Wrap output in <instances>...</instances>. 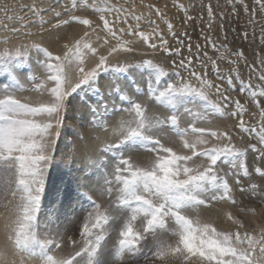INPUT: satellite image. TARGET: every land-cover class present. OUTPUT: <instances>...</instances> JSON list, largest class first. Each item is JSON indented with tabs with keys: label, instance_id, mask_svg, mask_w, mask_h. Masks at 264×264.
<instances>
[{
	"label": "snow or ice",
	"instance_id": "6c2138e0",
	"mask_svg": "<svg viewBox=\"0 0 264 264\" xmlns=\"http://www.w3.org/2000/svg\"><path fill=\"white\" fill-rule=\"evenodd\" d=\"M128 3L131 8L124 6ZM256 3L264 11V0ZM42 4L33 0L19 5L31 12V20L10 15L8 7L0 9L6 20L18 24L10 29L13 34L31 37L32 26H37L42 38L47 35L58 44L62 35L64 39L62 52L32 39L0 50V197L7 200L4 228L20 264L25 257L38 258L40 264H123L126 255L151 259L153 264L175 257L185 264H264V228L258 236L242 232L243 220L225 212L235 227L218 229L200 215L213 203L237 204V191L241 197L264 201V186L253 181V176L264 181V87L241 78L238 64L243 52L229 53L227 44H221L224 52L219 53L216 43L206 38L218 59L232 65L228 69H222L207 51L201 59L199 44L195 58L189 45L190 55L173 60L170 67L144 58L147 53L136 60L121 59L122 54H137V41L125 36L138 37L153 53L181 56V48L171 47L150 18L154 11L168 33L176 35L173 24L154 4L141 0L147 14H136L135 0L124 4L65 0L60 10L53 5L61 0H42ZM89 10L99 23L76 14ZM46 12H51L54 23L42 15ZM208 14L212 15L210 6ZM142 23L155 27L143 31ZM70 27H82V34L69 38L61 33ZM0 29H8V24L0 23ZM3 42L8 44L7 36ZM103 46L106 50L101 54ZM260 65L258 78L264 82V61ZM102 74L108 77L103 84ZM237 84L239 93L248 97L245 103L232 96ZM25 91L36 93L37 100L15 95ZM74 100L78 108L73 107ZM248 104L256 109L252 117L259 116L256 123L245 119ZM74 111L81 115L78 135L72 151L59 161L71 178L70 187L58 190L42 225L47 177L57 164L66 121L72 118L75 123ZM117 112L127 118L114 120ZM69 213L82 217L79 241L61 230ZM65 243L74 251L55 254ZM0 264H8L4 251Z\"/></svg>",
	"mask_w": 264,
	"mask_h": 264
},
{
	"label": "rangeland",
	"instance_id": "374dc122",
	"mask_svg": "<svg viewBox=\"0 0 264 264\" xmlns=\"http://www.w3.org/2000/svg\"><path fill=\"white\" fill-rule=\"evenodd\" d=\"M32 2L33 0H0V9L8 7L11 9V12L9 13L10 15L24 16L26 19L31 20V12L28 9H21L19 5H30ZM143 2L144 4H154L163 13L164 19H167L173 24V32L176 33L175 36H172L168 33L167 25L163 23L161 18L158 17L154 11H152L150 14V18L155 20L156 24L160 26V30L165 33V38L169 41V45L173 48H181V56H168L159 50L153 53L150 48L139 41L138 37L125 36V39L137 41V54H122L120 56L121 59H128L130 61L136 60L141 58V54L147 53V56L144 58H154L157 61L164 63L166 67H170L173 60L178 62L182 57H187L190 55L188 51L189 45L192 48L191 55L193 58H195L197 54L196 45L199 44L201 45V59H204L203 52L207 51L209 56H211L213 59H217V62L222 69H228L231 68L232 65H229L226 61H220L218 59L219 53L224 52V49L221 48L220 45L227 44L229 53L241 51L244 54V59L238 64L241 78L246 82L249 80V78H251V82L254 87L256 85L264 87V82H261L258 78L261 70L260 61H264V11L261 10V5L256 3V0H231V2H229V0H143ZM35 3L38 6H44L42 4V0H35ZM45 3H52V0H45ZM64 3L65 0H61L60 5L53 6L56 10H60ZM112 3L124 4V0H112ZM135 3L137 6L136 14H147L149 12L147 8L141 5V0H135ZM179 5H183V8L179 7ZM124 6L131 8V3L124 4ZM209 6L212 10L211 16L208 14ZM246 8L247 11L245 10ZM253 9L255 10V16L253 15ZM76 14L88 15L90 18L96 20V22L99 23L98 16L95 13H92L90 10L87 12L78 11ZM42 15H44V17L49 19L52 23L55 22V20L52 19L51 12H46ZM189 17H191V19H189ZM109 19H112V17H109ZM0 23L8 24V29H0V50L8 47L5 44L3 45L5 36L8 37V42L11 40H18L20 42L25 39H31V37L34 35L40 36V38L36 41L42 40L37 26H32L31 30L33 35L31 37H25L22 32L18 34L11 33L10 29L12 27H17L18 24L14 20H6L3 14H0ZM129 23L135 25L136 21L129 19ZM45 27H48V25H45ZM117 27H126V25L119 24ZM152 27H155V25L142 23L141 30L151 31ZM82 31V27L61 29L62 34L69 33V38H77L80 34H82ZM73 33H78V35H72ZM225 36H227V40L224 39ZM44 37L46 38L42 42L49 46L51 50L54 52L63 51V49L60 47V44L64 42L63 35L59 44L51 42L47 35ZM206 38H210L216 43L217 48H219V53L212 48L211 44L207 42ZM92 39L95 41V36H93ZM181 40L184 42L183 45L178 43V41ZM113 43H115V41H113ZM105 50L106 46L101 47V54H103ZM232 58L235 59L234 56ZM111 59L115 60L116 57ZM88 66H92L91 61L89 62ZM253 69H255V72H253ZM36 71L39 72L40 70L36 69ZM182 74L187 75L186 72ZM209 78L212 79L214 77L210 74ZM107 79L108 77L102 74L101 84H103ZM15 95L22 100L29 98L31 101H36L38 98L36 93L27 91L17 92ZM232 96L234 99H240L242 103H245L248 100V97L245 93H239V84H237L236 91L232 92ZM44 99H46V97H44ZM213 99H215V97H213ZM123 106L126 107L127 105ZM246 106L249 107V113L246 114L245 119L250 120L251 123H256V121L259 119V116L257 115L255 118H253L251 115L256 111L255 107L250 104ZM73 107H79L77 100L73 101ZM117 113H120L119 116H116L117 119L122 115L126 117L125 113ZM71 115L74 117L75 123L73 122L72 118L66 121V127L62 129V134L58 141L59 150L56 153L57 164L55 167L50 168L47 177L46 195L44 196L42 206V225L44 224L45 218L47 217L52 205L56 202L58 190L64 191L70 187L71 178L67 174V169L59 161L62 155L72 151V141L74 137L78 135L77 125L80 123L81 115L78 111H74ZM228 123L231 124L233 121L229 120ZM164 142L168 143L167 140ZM247 142L248 138L246 137L244 143ZM148 158L150 159L151 157L149 156ZM249 164H251V158L249 159ZM10 179L14 180V173ZM253 181L264 186V181L257 179L255 176H253ZM247 183L248 181H245V184ZM236 199L238 200V203L235 205H232L227 201L213 203L211 208H202L200 215L203 219L214 222L218 229L232 230L235 226L232 225L230 221H227L226 217L224 216L225 212H231L233 216L243 220L245 228L241 229L242 232L248 231L258 236L259 230L264 228V201H258L255 198L248 199L246 197H241L238 191L236 193ZM65 202L67 203V198ZM6 203L7 200L3 197H0V218H2L4 215H9V212L5 207ZM12 203H15V201ZM9 207H11V205H9ZM241 208H244L245 210L241 211ZM250 208H254L255 211H249L248 209ZM258 212H261V215H259ZM81 220L82 217L76 218L71 213H69V221L61 224V230L63 231L66 229V236H73L77 241H79L80 237L78 230ZM45 231L46 229L43 227L40 229L42 238ZM163 239L168 240L173 238L170 236H164ZM114 240L115 237L113 236L112 240L109 241V247L114 242ZM0 251L7 253L8 264H20L21 257L15 254L13 246L8 239V233L5 229L0 233ZM72 251H74L73 247L67 243L63 244L61 249L54 250L55 254L57 255H67ZM24 264H40V260L38 258L29 259L25 257ZM123 264H153V261L151 259L145 260L143 258L129 259L126 255L124 257ZM155 264H185V262L181 257H175L169 258V260L166 262L156 261Z\"/></svg>",
	"mask_w": 264,
	"mask_h": 264
},
{
	"label": "bare ground",
	"instance_id": "6f19581e",
	"mask_svg": "<svg viewBox=\"0 0 264 264\" xmlns=\"http://www.w3.org/2000/svg\"><path fill=\"white\" fill-rule=\"evenodd\" d=\"M6 31V30H5ZM66 31V30H65ZM68 31V30H67ZM74 32V31H73ZM69 34V33H68ZM74 34H76V36L78 35V33H73L72 35H74ZM71 35V36H72ZM70 36V35H69ZM40 38V36L39 35H34V36H32L31 37V39L32 40H37V39H39ZM45 38L46 37H44V38H41L42 39V41H44L45 40ZM17 43H19V41L18 40H11L10 42H8V44H7V46L10 48V47H13L14 45H16ZM139 43V42H138ZM1 44V43H0ZM3 45H4V43H3ZM2 45V46H3ZM112 58H114V57H112ZM36 70V69H35ZM74 101H76V100H74ZM119 114L120 113H116V116H119ZM116 116L113 118L114 120L115 119H117L116 118ZM260 211V210H259ZM259 213V215H261V212H258ZM8 216L9 215H4L2 218H0V233L5 229L4 228V225H5V222H6V218H8ZM2 241V240H1ZM3 243V242H2ZM4 244V243H3ZM6 245V244H5ZM35 261H38V260H35Z\"/></svg>",
	"mask_w": 264,
	"mask_h": 264
}]
</instances>
